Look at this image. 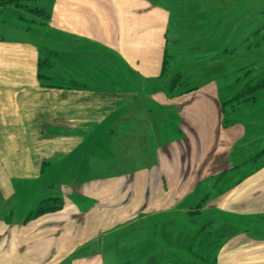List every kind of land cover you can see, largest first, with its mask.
Wrapping results in <instances>:
<instances>
[{
    "label": "rangeland",
    "instance_id": "374dc122",
    "mask_svg": "<svg viewBox=\"0 0 264 264\" xmlns=\"http://www.w3.org/2000/svg\"><path fill=\"white\" fill-rule=\"evenodd\" d=\"M4 1L6 4L0 5V35L21 30H30L32 38L41 36V32L51 35L41 27L48 18L37 13L42 8L49 14L51 0ZM148 1L168 12V65L151 79L152 87L144 86L143 90V81L132 79L136 101L126 105L134 103L135 109L130 106L129 110L138 117L148 116L154 130L155 154L150 153L146 136L139 131L121 137L110 132L108 148L121 159L109 163L113 169L102 172L99 162L94 166L96 171L86 177L80 169L84 158L81 153L70 159L66 156L67 161H53L46 165L41 178L23 183L15 204L1 209L0 226L15 221V226L31 229L69 220L73 229L76 225L88 230L97 227L94 233H73L84 238L73 254L75 258L102 259L104 264H217L219 249L230 237L262 233L226 217L213 203L237 182L264 167V0ZM42 57L41 73L51 66L55 79L62 78L55 73L63 71V52L54 54L48 46ZM103 67L105 72L112 71L106 63ZM174 69L180 73L170 87ZM93 76L88 75L89 79ZM144 83L148 85V81ZM156 93L174 101H168L171 105L166 108L159 107L153 100ZM205 101L216 104V145L206 159L207 170L204 167L196 176L198 184L184 187L181 195L182 188L175 183L181 177L177 168L184 155L183 166L188 169L191 147L178 145L181 135L174 114L197 117L199 110L208 109ZM120 120L127 118L122 115ZM187 123L186 119L177 122L185 128ZM111 125L119 129L123 123ZM226 143L231 145L227 151ZM169 144L176 146L179 156H165L162 147ZM163 157L168 160L162 163L168 167L165 176L159 175ZM122 165L124 170H118ZM132 167L135 173L128 172ZM160 177L164 178L161 186ZM38 207L41 210L36 212ZM36 219L40 221L37 225ZM49 233L47 240L52 238ZM227 234L233 235L227 239Z\"/></svg>",
    "mask_w": 264,
    "mask_h": 264
},
{
    "label": "crops",
    "instance_id": "0c3cea01",
    "mask_svg": "<svg viewBox=\"0 0 264 264\" xmlns=\"http://www.w3.org/2000/svg\"><path fill=\"white\" fill-rule=\"evenodd\" d=\"M48 10V19L41 27L50 30L51 35L41 32V36L32 38L30 30L0 35V211L15 204L24 182L41 178L46 165L63 158L67 161L66 156L70 159L81 153L84 158L80 169L86 177L93 169L96 171L94 166L99 162L102 172L113 169L109 163H119L121 159L108 148L110 132L121 137L139 131L146 136L150 153L156 150L148 116L138 117L128 109H135L137 91L130 81H143L144 90V86L152 87L151 79L161 74L169 23L167 10L148 0H51ZM48 46L54 54L63 52V71L55 73L62 78L55 79L51 66L41 73L42 55ZM105 63L111 72H105ZM89 74L95 76L89 79ZM165 97L156 93L154 103L168 107L174 100ZM131 102L134 103L126 105ZM205 103L208 109L199 110L197 117L174 114L175 127L181 135L178 145L191 147L187 170L184 155L179 157L182 165L177 172L181 177L175 183L181 186V195L184 187L198 184L196 176L204 167L207 170L206 159L216 145V104ZM122 115L127 120L121 121ZM185 119L189 123L186 128L177 124ZM121 122L119 129L111 125ZM230 146L226 143V151ZM166 147L162 149L168 159L172 154L179 156L174 144ZM166 159H161L159 175L168 172L162 164ZM117 169L124 170V166ZM128 172L135 173V168ZM163 180L159 178L160 186ZM213 204L226 217L262 232L254 236L247 232L246 238L227 234V239L232 237L219 249L217 264H264V167L237 182ZM14 222L0 226V264H104L102 259L75 258L73 254L84 240L82 234L73 233H94L97 227L88 230L76 225L73 229L69 220H63L30 229L15 226ZM37 222L40 221L36 219V225ZM49 232L51 240H47Z\"/></svg>",
    "mask_w": 264,
    "mask_h": 264
},
{
    "label": "trees",
    "instance_id": "16d2710c",
    "mask_svg": "<svg viewBox=\"0 0 264 264\" xmlns=\"http://www.w3.org/2000/svg\"><path fill=\"white\" fill-rule=\"evenodd\" d=\"M5 1L4 0H0V5H5ZM40 12L41 14H44L47 18H48V12L44 11L42 8H38L37 9V13ZM167 65H168V57H167V53H166V50L164 49V53H163V58H162V67H161V73L167 69ZM171 72V71H170ZM179 71H177L176 69L172 70V78L170 80V83H169V86L170 87H173L176 82H177V78H178V75H179ZM39 75H41L39 73ZM41 210V207H38L36 209V212H39Z\"/></svg>",
    "mask_w": 264,
    "mask_h": 264
}]
</instances>
